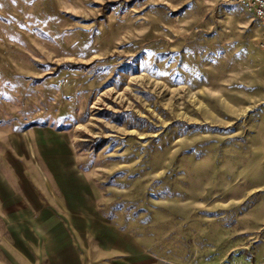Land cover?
Segmentation results:
<instances>
[{
    "label": "rangeland",
    "instance_id": "1",
    "mask_svg": "<svg viewBox=\"0 0 264 264\" xmlns=\"http://www.w3.org/2000/svg\"><path fill=\"white\" fill-rule=\"evenodd\" d=\"M55 172L91 186L100 217L143 245L139 264H264L252 8L0 0V264L43 263L27 219L62 197Z\"/></svg>",
    "mask_w": 264,
    "mask_h": 264
},
{
    "label": "crops",
    "instance_id": "2",
    "mask_svg": "<svg viewBox=\"0 0 264 264\" xmlns=\"http://www.w3.org/2000/svg\"><path fill=\"white\" fill-rule=\"evenodd\" d=\"M54 175L62 197L39 204L35 220L27 219L42 243V264H139L143 245L100 217L91 186L74 174Z\"/></svg>",
    "mask_w": 264,
    "mask_h": 264
},
{
    "label": "built area",
    "instance_id": "3",
    "mask_svg": "<svg viewBox=\"0 0 264 264\" xmlns=\"http://www.w3.org/2000/svg\"><path fill=\"white\" fill-rule=\"evenodd\" d=\"M253 10L255 17L264 27V0H243Z\"/></svg>",
    "mask_w": 264,
    "mask_h": 264
}]
</instances>
